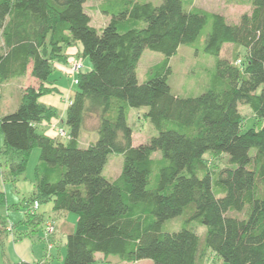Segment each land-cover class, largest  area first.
<instances>
[{"label":"trees","instance_id":"obj_1","mask_svg":"<svg viewBox=\"0 0 264 264\" xmlns=\"http://www.w3.org/2000/svg\"><path fill=\"white\" fill-rule=\"evenodd\" d=\"M87 1L0 0V84L28 70L36 80L14 111L0 114V153L9 159L2 183L23 174L32 150L40 148L35 190L20 203L24 222L44 229L52 221L57 227L38 212L47 201L53 212L77 215L65 237L63 264L107 263L110 255L128 262L202 264L205 250L230 264H264V0H250L251 9L237 22L187 9L183 0H104L100 9L109 21L101 30L91 24ZM206 27L204 51L217 56L208 87L197 96L176 95L170 58ZM228 43L243 47L245 58L220 57ZM77 44L91 68L79 74L70 98L67 130L62 126L67 136H50L42 123L59 112L40 98L58 91L48 85L55 82L56 63H66L68 48ZM145 49L165 59L140 82ZM240 103L255 117L246 131ZM141 107L148 108L144 115L158 133L134 144L130 111ZM84 129L98 133L87 147L80 146ZM112 153L123 154L124 162L121 174L108 179L103 171ZM214 153L228 154L231 165L208 168L206 156ZM5 201L0 181V204ZM35 201L39 207L32 211ZM180 215L179 230H164L166 221ZM0 219L2 241L10 230L8 217ZM194 220L207 227L203 237L191 226Z\"/></svg>","mask_w":264,"mask_h":264},{"label":"rangeland","instance_id":"obj_2","mask_svg":"<svg viewBox=\"0 0 264 264\" xmlns=\"http://www.w3.org/2000/svg\"><path fill=\"white\" fill-rule=\"evenodd\" d=\"M141 1H151L152 3L158 5L163 0ZM103 2L104 0H88L85 5L87 11L91 14L92 17L91 24L98 30H101L109 21V17H107L100 9V6L101 4H103ZM183 2L187 9L199 8L208 11L218 12L225 15L230 22H237L242 13L251 9L250 0H183ZM136 25L142 26L144 25V23L139 22ZM207 30L208 27L204 29V31L194 43L181 45L177 53L170 58L172 73L169 76V84L172 88L173 93H175L176 95L183 97L197 96L203 93L208 87V83L210 81V73L213 72L216 67L217 56L208 54L204 51L205 36ZM234 55L244 59L246 51L243 47H236L233 43H228L224 45V48L220 53V57L230 58L234 57ZM164 59L165 55L162 52L145 49L138 63L139 81H145L149 77V72L151 68L159 62L163 61ZM83 60L84 63L80 59L78 60L72 58L69 64L66 65L65 69L58 68L53 78L56 79V85L61 89V92L54 90L51 93L41 96L40 101L47 104L56 105L57 108L60 109L61 113L62 106L68 104L71 95L73 96L76 90L75 87L72 90V93H70L69 91L71 81V79H69L68 77V75H70V64L72 61H81L84 66L83 69H85V67L88 68L91 66L89 59ZM65 70L67 73L65 72ZM32 82L33 81H31L30 75H24L20 77H13L4 84H0V114L14 111L19 105L18 103L20 101L22 91L28 85H32L34 83ZM72 83L77 84L73 82V78ZM239 107L240 111L246 118L243 125V130L246 131L255 125V117L253 116V111L249 105L240 103ZM147 109V107H141L133 108L130 111L129 119L134 131V144L146 142L147 140H149L150 136L158 133L152 123L148 119H146L144 115ZM61 117L64 120L62 126L67 130V126L65 124L66 113H64V115H62ZM62 119L60 117L52 118L50 121H48V125H50V128L52 127V129L55 130V132L57 133V128H63L62 126H60V123H62ZM93 123L94 121L89 120L87 122L88 127L93 126ZM84 132L85 129L83 130V133L80 137V146L87 147L91 142L95 141L98 138V133L94 130L86 131L85 133ZM63 140L64 142L68 141L66 137L63 138ZM3 145V136L0 134V148L3 147ZM156 156H162L161 152H156ZM206 158L207 166L212 170H220L223 167L231 165V163L229 162V155L226 153H214L212 155L208 154ZM39 162L40 148L36 147L31 152L26 171L23 174L19 175L16 180H6L2 183L3 176L5 177V175L9 173V159L8 156L0 153V172L3 168L5 170V172L3 171V175L0 177V181L1 185L3 184V189L5 191L6 197V201L0 204V214L4 217H8V224L12 223V221L14 223L13 216H15V211L13 210L12 206H18L21 210H23L20 203L23 201L24 198L30 197V195L34 192L36 187L35 168ZM123 162V154H110L109 160L106 163L103 171L104 175L108 179L117 178L122 172ZM52 204V201L43 202L42 204H40L41 207L39 211H46V221L48 219H54L55 222L57 221V225L58 221H60V217L57 218L53 216V212L51 213L49 211L52 207ZM7 208H10L9 212H7ZM230 213L233 215L243 216V212L240 213L232 211ZM66 214L68 215L66 221L69 225L74 227L76 225L77 215L71 212H66ZM50 215H52L53 218L49 217ZM10 218L12 221L10 220ZM183 222L184 216L180 215L171 220L166 221L163 225V228L167 231H177L182 227ZM190 224L193 228H195L197 233H199L203 237L207 230V227L196 220L191 221ZM39 235L41 234L39 233L36 235L35 242L39 241ZM53 235L54 234H52L50 237H46L48 238L47 241L45 239L46 243L48 242V251H50L54 245V242L49 239ZM8 237H11V234H9L6 239ZM10 239L11 238H8V240H6L4 244H2L0 240V264H11V262L13 261V247L10 245V248L8 250ZM38 248L40 247L38 246ZM65 254L66 248L64 247L62 248L61 258L59 259V257L56 256L54 261H52L50 264H63ZM99 255L104 256L101 253ZM108 258L112 261H118V264H154L153 261L150 259H144L139 262H128L122 261L117 255H110ZM202 259V264H230L229 262L225 261L222 257L215 254L212 250H205Z\"/></svg>","mask_w":264,"mask_h":264},{"label":"crops","instance_id":"obj_3","mask_svg":"<svg viewBox=\"0 0 264 264\" xmlns=\"http://www.w3.org/2000/svg\"><path fill=\"white\" fill-rule=\"evenodd\" d=\"M80 49H81L80 44H77V45H74V46L68 48V50H67V53L69 55L68 61L65 64L56 63V71L58 70V68L65 69L66 65L69 64V62L72 58L78 59V60L80 59L84 63L83 59H87V58H83V59L80 58L79 53H78L80 51ZM90 68H91V66L88 68L85 67L84 70H89ZM56 71H55V73H56ZM65 72H66V70H65ZM27 75H30L31 81H33L36 84V80L31 76L30 70H28V73L26 74V76ZM68 77H69V79H71V81H70V89L71 90L69 89V91H70V93H72V90L76 87V84L72 83V78L69 75H68ZM53 79H55V78H53ZM48 85L51 88H56V90H58V92L59 91L61 92V89L56 85V79H55V82L53 84L51 83ZM45 104H47V103H45ZM47 105L55 107L59 111V117L62 119L61 116L64 115V113H66V110H67V107L69 104L62 106V108H61L62 112L61 113H60V109H58L56 105H53V104H47ZM48 124H49V122H45V121L42 123V125L45 129V133H47L50 136H57V133L55 132V130H53L52 127L50 128V125H48ZM62 125H63V120H62V123H60V126H62ZM40 207L38 208L39 213L46 212V211H43V212L39 211ZM52 207L49 210L51 213L53 212ZM13 210L15 211V213H14L15 216H13L14 217V223L11 220V218H10V220L12 221L13 224H15L14 232L13 233H11V232L3 233V237H2V241H1L2 244H4L5 241L8 240V238H11L9 240V247H8V250L10 248V245L13 247V259H12L13 261L11 262V264H15L16 262H20V261H28V262H33V263H37V264H50L52 261H54L56 256H58L60 259L62 256V248H64L62 246H64L65 237H66L67 233L72 228V226L69 225L68 222L66 221V219L68 218V215L66 214V212H64V211L53 212V216H55L57 218L60 217V221H58L56 232L54 233V235L51 238H49L51 241L54 242V245L51 248V250L48 251L47 250L48 249V247H47L48 242L46 243L48 238H46V236L44 234L43 227L40 229L37 227L34 228L32 225L25 223L24 220L27 219V214H26V211L24 208H23V210H21L18 206H15V207H13ZM9 211H7V212H9ZM53 216L50 215L49 217L53 218ZM44 220H46L45 215H44ZM56 223H57V221H56ZM39 233L41 234V235H39V241L35 242L36 235ZM9 234H11V237H8L6 239V237ZM45 239H46V241H45ZM38 246L40 248H38ZM41 246H42V248H41ZM99 254L100 253L97 254V258L104 259V256H101ZM105 260L107 261V264H118V261H112L109 258H106ZM140 261H142V260H140ZM137 262H139V261H137ZM100 264H105V263L102 261V263H100Z\"/></svg>","mask_w":264,"mask_h":264},{"label":"built area","instance_id":"obj_4","mask_svg":"<svg viewBox=\"0 0 264 264\" xmlns=\"http://www.w3.org/2000/svg\"><path fill=\"white\" fill-rule=\"evenodd\" d=\"M83 64L81 61H72L71 64H70V77L73 78V82L74 83H78V78H79V74L82 72L83 70ZM71 103V99H69L68 101V104ZM57 135H60V136H67V132L65 131V129L63 128H57ZM39 207V202L38 201H35L34 203H32L30 205V210H36L37 208ZM8 229L10 231H13L12 230V225L9 224L8 226ZM44 234L46 237H50L52 234L55 233L56 231V226H55V223L52 222V221H49L47 222V224L45 225L44 227ZM51 247V245H50Z\"/></svg>","mask_w":264,"mask_h":264},{"label":"water","instance_id":"obj_5","mask_svg":"<svg viewBox=\"0 0 264 264\" xmlns=\"http://www.w3.org/2000/svg\"><path fill=\"white\" fill-rule=\"evenodd\" d=\"M0 224H1V219H0Z\"/></svg>","mask_w":264,"mask_h":264}]
</instances>
